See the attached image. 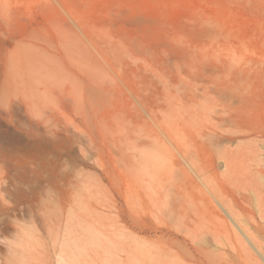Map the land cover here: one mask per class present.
Listing matches in <instances>:
<instances>
[{
    "label": "bare ground",
    "instance_id": "bare-ground-1",
    "mask_svg": "<svg viewBox=\"0 0 264 264\" xmlns=\"http://www.w3.org/2000/svg\"><path fill=\"white\" fill-rule=\"evenodd\" d=\"M36 30L41 50L59 62L47 66L56 78L41 76L36 98L20 97L18 108L38 106L41 93V140L63 134L87 158L129 161L126 149L132 150L139 196L152 203L155 218L153 224L137 220L136 227L155 231L168 245L158 246L156 264H231L224 250L234 252L238 264H264L257 217L264 219V164L239 151L249 139L264 147V122L244 68L230 60L185 59L168 34L153 43L120 35L116 26ZM58 71L69 74L75 88ZM254 171L259 181L252 180ZM140 253L144 262L143 246Z\"/></svg>",
    "mask_w": 264,
    "mask_h": 264
},
{
    "label": "rangeland",
    "instance_id": "rangeland-1",
    "mask_svg": "<svg viewBox=\"0 0 264 264\" xmlns=\"http://www.w3.org/2000/svg\"><path fill=\"white\" fill-rule=\"evenodd\" d=\"M59 1L0 0V264H140L142 246L141 264H156L158 246L168 245L155 231L136 227L137 220L153 224L155 218L152 203L139 196L132 150L126 149L129 161L95 153L87 158L63 134L50 143L41 140V93L38 106L18 108L20 97L36 98L41 76L55 81L47 66L59 64L32 31L116 26L120 35L153 43L168 34L185 59L230 60L244 68L264 122V0H62L71 11ZM56 74L75 88L69 74ZM22 127L31 134L26 137ZM247 141L239 151L264 164V147ZM219 163L217 158L222 171ZM252 180L259 181L255 171ZM257 217L264 235V219ZM225 251L231 264L240 262Z\"/></svg>",
    "mask_w": 264,
    "mask_h": 264
}]
</instances>
